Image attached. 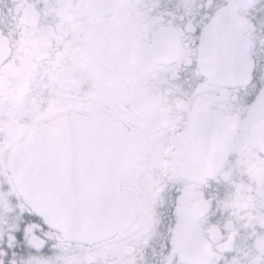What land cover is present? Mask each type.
I'll return each instance as SVG.
<instances>
[{
    "label": "snow or ice",
    "instance_id": "6c2138e0",
    "mask_svg": "<svg viewBox=\"0 0 264 264\" xmlns=\"http://www.w3.org/2000/svg\"><path fill=\"white\" fill-rule=\"evenodd\" d=\"M0 264H264V0H0Z\"/></svg>",
    "mask_w": 264,
    "mask_h": 264
}]
</instances>
